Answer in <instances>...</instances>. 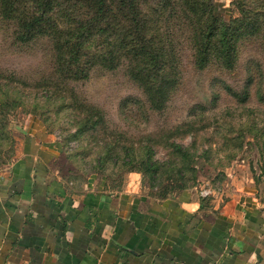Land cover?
<instances>
[{"label":"rangeland","instance_id":"1","mask_svg":"<svg viewBox=\"0 0 264 264\" xmlns=\"http://www.w3.org/2000/svg\"><path fill=\"white\" fill-rule=\"evenodd\" d=\"M138 8L150 51L161 53L162 65L149 71L173 80L151 88L160 100L168 94L160 104L132 75L148 62L126 56L110 68L87 55L77 68L58 56L64 31L21 42L17 21L0 15V175L41 127L62 146L52 165L63 176L158 199L189 190L223 204L250 195L264 207V0H139ZM214 10L237 32L229 66L212 43L207 65L197 63ZM72 12L85 17L88 9L82 2ZM111 25L109 43L93 37L90 53L118 49L132 23L116 11Z\"/></svg>","mask_w":264,"mask_h":264},{"label":"crops","instance_id":"2","mask_svg":"<svg viewBox=\"0 0 264 264\" xmlns=\"http://www.w3.org/2000/svg\"><path fill=\"white\" fill-rule=\"evenodd\" d=\"M60 143L33 129L0 175V264H264V207L184 191L152 198L63 176ZM252 194V192H250Z\"/></svg>","mask_w":264,"mask_h":264},{"label":"trees","instance_id":"3","mask_svg":"<svg viewBox=\"0 0 264 264\" xmlns=\"http://www.w3.org/2000/svg\"><path fill=\"white\" fill-rule=\"evenodd\" d=\"M33 4L31 10L20 12L22 7L27 2ZM139 0H0V15L8 21H17L18 35L17 38L21 42H29L38 34H48L52 29L55 33L65 32V36L60 39L59 45H62L64 51L60 52V47L56 46L58 56L60 55L64 61H68L73 65L83 63L84 57L89 55L91 61L99 60L104 62L106 66L114 68L124 57L139 58L138 61L148 62L150 67L146 70H141L135 67L132 70V75L140 84H143L144 89L149 94L153 103L160 104L164 102L168 94H161V99L156 92L152 91V87L161 88L170 85L173 80H165V76L159 73L151 75L149 71L152 68H158L162 65L161 53L150 51L147 36H143L142 30L139 28L142 13L138 8ZM85 3L88 13L85 17L72 12V8L80 3ZM116 6V10L114 8ZM215 7V6H214ZM116 11L132 25L126 28V32L120 30L117 37L118 43L121 45L118 49L110 48L107 52L94 53L88 50L87 42L96 36L102 35L105 41L109 43V32L116 29L111 25L112 16L116 15ZM211 23L207 32L201 36V44H204L202 56H197V63L200 66H206L209 62L210 47L209 44H215L221 49L224 55L223 63L226 66L231 65L232 50L234 46H230L231 40L237 35L229 33V24H226L220 16L212 11L210 13ZM60 20L63 28L57 27L56 30L51 28L57 25L56 21ZM121 35V38H120ZM142 37V43H134L135 39ZM130 39V40H129ZM130 43L128 49H125L122 44ZM65 44V46L63 45ZM156 76V77H155ZM160 91V89H159ZM168 93V92H166ZM162 198H167L166 196Z\"/></svg>","mask_w":264,"mask_h":264}]
</instances>
